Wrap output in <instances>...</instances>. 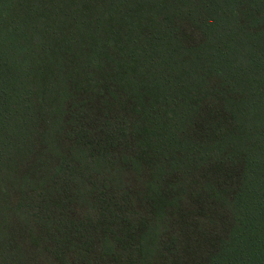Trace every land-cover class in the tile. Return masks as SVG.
<instances>
[{
  "label": "trees",
  "instance_id": "16d2710c",
  "mask_svg": "<svg viewBox=\"0 0 264 264\" xmlns=\"http://www.w3.org/2000/svg\"><path fill=\"white\" fill-rule=\"evenodd\" d=\"M37 254L264 264V0H0V264Z\"/></svg>",
  "mask_w": 264,
  "mask_h": 264
},
{
  "label": "rangeland",
  "instance_id": "374dc122",
  "mask_svg": "<svg viewBox=\"0 0 264 264\" xmlns=\"http://www.w3.org/2000/svg\"><path fill=\"white\" fill-rule=\"evenodd\" d=\"M118 177H122V178H120L121 179V183H122L121 185L115 183V181L118 180ZM147 179H148V175L146 173L145 174L144 173L136 174V173L130 171V173H126V174H124V176L123 175L119 176L118 173L116 175V172L115 173L113 172V175H112V186L117 191L120 189L118 186H120V187L125 188L126 190H128L131 193V192L135 191L136 189L139 190L141 187L142 188H144V187L146 188L148 186L147 185V182H148ZM108 180H110V179H108ZM110 187H111V182L107 185V188H110ZM135 201H136V199H135ZM80 209H81V212H83L85 210V214H86L88 212V210L90 209V206L89 205H85L83 208L80 207ZM80 209H78V210L80 211ZM35 260L40 262V263L46 264L45 257L42 258V255L37 254ZM68 263L74 264L73 263V259L70 258L68 260ZM47 264H59V263L52 262V260L49 261L47 259Z\"/></svg>",
  "mask_w": 264,
  "mask_h": 264
}]
</instances>
